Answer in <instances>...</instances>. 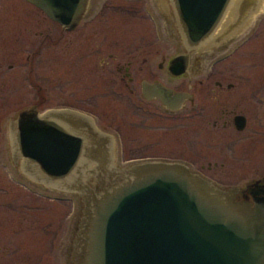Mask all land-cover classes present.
<instances>
[{
    "label": "flooded vegetation",
    "instance_id": "flooded-vegetation-1",
    "mask_svg": "<svg viewBox=\"0 0 264 264\" xmlns=\"http://www.w3.org/2000/svg\"><path fill=\"white\" fill-rule=\"evenodd\" d=\"M252 6L244 26L221 42L183 45L171 0H0V113L15 97L31 100L17 114L87 116L113 139L118 167L180 163L251 200L248 191L264 186V0ZM144 87L170 90L175 110ZM168 144L176 158L162 155ZM16 171L53 200V189ZM4 192L1 184L2 204Z\"/></svg>",
    "mask_w": 264,
    "mask_h": 264
},
{
    "label": "water",
    "instance_id": "water-1",
    "mask_svg": "<svg viewBox=\"0 0 264 264\" xmlns=\"http://www.w3.org/2000/svg\"><path fill=\"white\" fill-rule=\"evenodd\" d=\"M256 3L171 0L183 45L221 42L244 26ZM219 28L221 38L212 39ZM169 70L175 76V61ZM143 91L175 110L170 90ZM8 144L29 180L79 199L71 264H264V186L238 200L236 190L180 163L118 167L113 139L73 113L24 109L8 124Z\"/></svg>",
    "mask_w": 264,
    "mask_h": 264
},
{
    "label": "rangeland",
    "instance_id": "rangeland-1",
    "mask_svg": "<svg viewBox=\"0 0 264 264\" xmlns=\"http://www.w3.org/2000/svg\"><path fill=\"white\" fill-rule=\"evenodd\" d=\"M166 45H174L168 35ZM8 99L12 103L7 104V112L0 113V186L2 184L5 190L3 198L6 203L2 204L0 201V218L6 221L9 228L6 233L0 231V264H71L72 240L80 217L81 203L75 195L56 190H53V193L44 191L54 197L52 201L43 199L40 197L43 194L41 190L36 192V187L21 180L16 171L18 168L14 167L10 159L6 138L8 124L17 116L12 110L30 103L31 100L15 97ZM171 150L173 148L168 144L162 155L176 158ZM144 156V153L135 155ZM117 165L121 166L120 163ZM91 184L95 186L94 181ZM8 220H11V223L13 220L19 222L18 228L9 227ZM48 238H53V252L46 251Z\"/></svg>",
    "mask_w": 264,
    "mask_h": 264
}]
</instances>
